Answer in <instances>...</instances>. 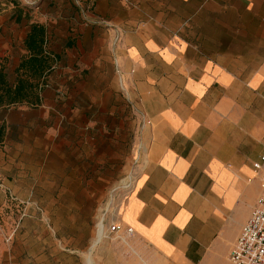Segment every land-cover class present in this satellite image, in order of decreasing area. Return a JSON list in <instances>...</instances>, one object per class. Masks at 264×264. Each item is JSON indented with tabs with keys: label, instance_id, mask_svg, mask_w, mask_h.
I'll use <instances>...</instances> for the list:
<instances>
[{
	"label": "rangeland",
	"instance_id": "rangeland-1",
	"mask_svg": "<svg viewBox=\"0 0 264 264\" xmlns=\"http://www.w3.org/2000/svg\"><path fill=\"white\" fill-rule=\"evenodd\" d=\"M43 1L0 0V67L11 82L31 22L46 26L58 55L40 105L0 108V264H156L142 240L110 230L144 116L106 60L109 35L90 26L135 21L208 56L255 52L262 62L264 0H109L100 14Z\"/></svg>",
	"mask_w": 264,
	"mask_h": 264
},
{
	"label": "crops",
	"instance_id": "crops-1",
	"mask_svg": "<svg viewBox=\"0 0 264 264\" xmlns=\"http://www.w3.org/2000/svg\"><path fill=\"white\" fill-rule=\"evenodd\" d=\"M69 1L78 12L109 6ZM118 21L90 27L109 35L106 60L144 119L134 173L112 219L133 228L156 264H234L230 252L262 190L264 164L256 175L253 163L264 156V58L208 56L186 40L183 47L178 37Z\"/></svg>",
	"mask_w": 264,
	"mask_h": 264
},
{
	"label": "trees",
	"instance_id": "trees-1",
	"mask_svg": "<svg viewBox=\"0 0 264 264\" xmlns=\"http://www.w3.org/2000/svg\"><path fill=\"white\" fill-rule=\"evenodd\" d=\"M22 18L17 15V18ZM25 54L15 69L17 78L11 82L8 73L0 69V108L42 103V92L46 78L58 59V55L48 50L47 28L44 24H30L24 39Z\"/></svg>",
	"mask_w": 264,
	"mask_h": 264
},
{
	"label": "built area",
	"instance_id": "built-area-1",
	"mask_svg": "<svg viewBox=\"0 0 264 264\" xmlns=\"http://www.w3.org/2000/svg\"><path fill=\"white\" fill-rule=\"evenodd\" d=\"M264 156L253 163L256 175L262 170ZM254 179L250 177L249 180ZM262 190L249 219L242 226L229 259L234 264H264V175L261 177ZM110 230L115 234L131 235L133 228L120 220H114Z\"/></svg>",
	"mask_w": 264,
	"mask_h": 264
},
{
	"label": "bare ground",
	"instance_id": "bare-ground-1",
	"mask_svg": "<svg viewBox=\"0 0 264 264\" xmlns=\"http://www.w3.org/2000/svg\"><path fill=\"white\" fill-rule=\"evenodd\" d=\"M130 178V177H129ZM110 207V202L108 203V207L107 209ZM105 216V215H104ZM105 219V217H103V220ZM107 234V233H106ZM102 235H103V231H102V227L100 228V237L95 239L92 246L94 247L95 245H97L100 241H102ZM89 264H92L91 259L89 258Z\"/></svg>",
	"mask_w": 264,
	"mask_h": 264
}]
</instances>
